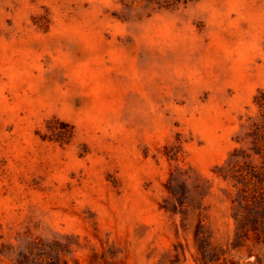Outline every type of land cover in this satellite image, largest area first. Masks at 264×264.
Segmentation results:
<instances>
[{
  "label": "rangeland",
  "instance_id": "374dc122",
  "mask_svg": "<svg viewBox=\"0 0 264 264\" xmlns=\"http://www.w3.org/2000/svg\"><path fill=\"white\" fill-rule=\"evenodd\" d=\"M260 90L264 0H0V264H264Z\"/></svg>",
  "mask_w": 264,
  "mask_h": 264
},
{
  "label": "trees",
  "instance_id": "16d2710c",
  "mask_svg": "<svg viewBox=\"0 0 264 264\" xmlns=\"http://www.w3.org/2000/svg\"><path fill=\"white\" fill-rule=\"evenodd\" d=\"M254 103L259 107L260 115H261V126L258 128L257 135H263V142L261 143L258 138L254 143V149L256 151V155L264 158V90H260L258 94L254 98ZM257 175V174H256ZM254 180L258 182L259 185H262V189L264 190V178L255 176ZM264 194V192H263Z\"/></svg>",
  "mask_w": 264,
  "mask_h": 264
}]
</instances>
